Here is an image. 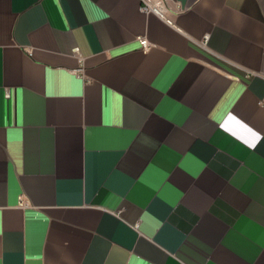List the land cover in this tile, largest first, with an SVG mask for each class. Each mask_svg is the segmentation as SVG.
Instances as JSON below:
<instances>
[{
    "label": "crops",
    "instance_id": "obj_1",
    "mask_svg": "<svg viewBox=\"0 0 264 264\" xmlns=\"http://www.w3.org/2000/svg\"><path fill=\"white\" fill-rule=\"evenodd\" d=\"M164 1L0 0V264H264V0Z\"/></svg>",
    "mask_w": 264,
    "mask_h": 264
},
{
    "label": "built area",
    "instance_id": "obj_2",
    "mask_svg": "<svg viewBox=\"0 0 264 264\" xmlns=\"http://www.w3.org/2000/svg\"><path fill=\"white\" fill-rule=\"evenodd\" d=\"M141 10L144 13H156L162 18L167 19L169 23H172V21L167 18V6L164 0H159L158 2H155L154 0H143ZM138 40L144 51L150 49L151 44L146 37H139ZM79 72L83 74V70H79Z\"/></svg>",
    "mask_w": 264,
    "mask_h": 264
}]
</instances>
